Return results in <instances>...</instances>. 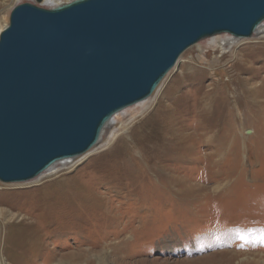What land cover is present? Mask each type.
Masks as SVG:
<instances>
[{"label":"rangeland","instance_id":"374dc122","mask_svg":"<svg viewBox=\"0 0 264 264\" xmlns=\"http://www.w3.org/2000/svg\"><path fill=\"white\" fill-rule=\"evenodd\" d=\"M22 3L31 2L0 0V33ZM208 40L186 50L147 106L119 117L75 166L0 182V264H114L115 249L144 264H264V131L225 125L236 83L228 84L226 54L207 65L218 53ZM235 54L261 69L242 78H264V39L241 41ZM41 209L56 218L44 223Z\"/></svg>","mask_w":264,"mask_h":264},{"label":"water","instance_id":"95a60500","mask_svg":"<svg viewBox=\"0 0 264 264\" xmlns=\"http://www.w3.org/2000/svg\"><path fill=\"white\" fill-rule=\"evenodd\" d=\"M263 21L264 0L15 6L0 33V182H28L83 155L186 50L225 33L249 38Z\"/></svg>","mask_w":264,"mask_h":264},{"label":"bare ground","instance_id":"6f19581e","mask_svg":"<svg viewBox=\"0 0 264 264\" xmlns=\"http://www.w3.org/2000/svg\"><path fill=\"white\" fill-rule=\"evenodd\" d=\"M43 1H44V3L41 4ZM73 1H76V0H41L38 2L36 0H29V2H31L32 4H35L39 7H43V8H47V9H55V8L67 5ZM206 39H209L207 42L208 45L212 49L218 51V53L215 54L216 56L214 58L215 65H211V61H207V65L209 67L217 66V64L222 63L223 58L225 59V56L219 57L218 54L219 53L220 54L222 53L224 55L226 54L227 55L226 57H228V65H230V66H228L226 68L225 73L231 74V78L228 80V84L236 83L235 88H233V90H232V94H230V95H232L231 99H233L235 112L232 108L233 112H230V118H227V122L225 125L228 126L229 129H236L237 133H238L239 129H242V128L246 127L247 125L252 126L256 130L264 131V78L260 82H257L256 84H250L252 82V80L254 79V77L242 78V74H244V73L250 72L252 70L260 72L261 69H255L254 70L253 64L250 61V57L239 58L235 54L236 49L238 48L241 41H252V40L260 41V40L264 39V21L256 29L255 33L249 38L237 37V36H233V35L225 33V34L215 35L213 37H209ZM201 60L203 61L204 59H201ZM158 90H159V88L155 91L157 92ZM152 96H153V94H151L149 97H147L143 101H141L135 105L129 106V107L123 109L122 111L116 113L112 117V119L106 124L105 128L103 129L99 142L95 146H93L89 151H87L83 155H80L77 157H72V158H68L65 160L58 161L49 170L45 171L41 175L37 176L36 178H34L28 182L35 181V180L41 181V179L43 177H48V176L51 177V176L55 175L56 173H60L64 170H68V169L72 168L73 166H75L81 157H83L84 155H86L90 151L97 150L98 147H100L104 143V136H105L107 128L112 129L113 127H115L116 122L117 123L119 122V119H120L119 117H122L131 108L141 107V106L146 107L147 104L149 103V100L153 99L154 96L153 97ZM230 105H232V102H230ZM219 125H221V124L219 123ZM236 132L234 135L231 136V139L233 142L238 141V139H237L238 137L236 135L237 134ZM167 135L168 134H166V136ZM168 140H169V137H168ZM173 143L174 142H172V144ZM168 146H170V145H168ZM156 147H158V146H156ZM164 147H165V145H164ZM138 151H140V150H138ZM173 153H174V151L171 150L170 152L166 153V156L169 157ZM144 154L146 155L145 151H144ZM146 159H147L146 157H144V159L142 158V160H145L144 163L146 162L145 167L147 168V170L149 172H151V170H153V167L150 166V162H149L150 159H148L147 161H146ZM153 163H154V161H153ZM57 169H60V170H57ZM28 182H23V183H28ZM10 184H18V183H10ZM38 213L41 214V218H42L43 222L46 220H49V219L56 218V216H51V215L45 214V212L42 209L39 210ZM33 219H34L33 216L29 217V220L31 221L32 225L37 224V222L33 221ZM64 249H68V247H65ZM104 249H106V247H104ZM124 250L126 251V249H124ZM91 251H93V250H91ZM74 254H78V253H74V251H73V253L69 254L68 256L71 257V256H74ZM128 255L129 254L124 253V251L121 249H115L114 252H110L109 260L112 257V259H113L112 263H114V264H144V262L142 260L136 261V262H134V261L128 262V260L130 259ZM102 256H103V254H102ZM103 257L105 260H107V258H108L107 254H106V257L105 256H103Z\"/></svg>","mask_w":264,"mask_h":264}]
</instances>
